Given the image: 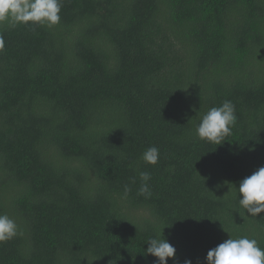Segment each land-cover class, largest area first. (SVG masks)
<instances>
[{
    "label": "trees",
    "instance_id": "16d2710c",
    "mask_svg": "<svg viewBox=\"0 0 264 264\" xmlns=\"http://www.w3.org/2000/svg\"><path fill=\"white\" fill-rule=\"evenodd\" d=\"M61 4L52 27L0 22V214L18 225L0 264H156L161 232L167 264H205L229 237L264 248V212L236 190L264 167V0ZM225 100L232 134L200 140Z\"/></svg>",
    "mask_w": 264,
    "mask_h": 264
},
{
    "label": "clouds",
    "instance_id": "9594fccd",
    "mask_svg": "<svg viewBox=\"0 0 264 264\" xmlns=\"http://www.w3.org/2000/svg\"><path fill=\"white\" fill-rule=\"evenodd\" d=\"M61 7V0H0V22L9 21L12 27L17 24L52 27L61 20ZM4 44V38L0 36V49ZM236 119L234 104L225 100L219 107H211L201 116L195 129L196 136L202 141L221 145L232 134ZM159 155V148L151 146L144 150L141 159L154 166L158 163ZM139 180L138 194L150 197V173L140 172ZM131 182L135 183V178ZM236 190L239 206L245 210V214L257 217L264 212V167L242 179ZM130 192L131 188L125 185L124 197ZM17 234L16 221L7 214H0V242L8 241ZM146 244L148 247L144 256L154 257L156 264H167L169 259L175 260L176 249L162 236V232L159 237L149 238ZM184 264H192V261L186 259ZM205 264H264V248L258 245L255 238L229 237L207 252Z\"/></svg>",
    "mask_w": 264,
    "mask_h": 264
}]
</instances>
